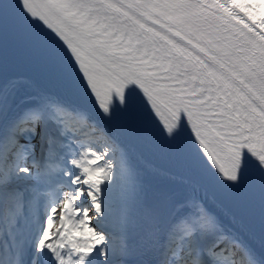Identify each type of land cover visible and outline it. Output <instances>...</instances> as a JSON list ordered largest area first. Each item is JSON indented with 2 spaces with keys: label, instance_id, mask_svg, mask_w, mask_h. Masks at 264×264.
Segmentation results:
<instances>
[{
  "label": "snow or ice",
  "instance_id": "1",
  "mask_svg": "<svg viewBox=\"0 0 264 264\" xmlns=\"http://www.w3.org/2000/svg\"><path fill=\"white\" fill-rule=\"evenodd\" d=\"M0 264H264V0H0Z\"/></svg>",
  "mask_w": 264,
  "mask_h": 264
}]
</instances>
